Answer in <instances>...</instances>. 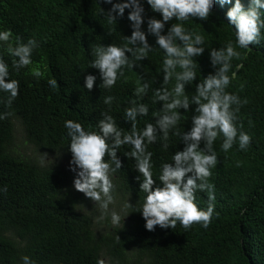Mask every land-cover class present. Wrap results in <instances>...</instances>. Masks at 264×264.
Returning <instances> with one entry per match:
<instances>
[{"label":"trees","instance_id":"obj_1","mask_svg":"<svg viewBox=\"0 0 264 264\" xmlns=\"http://www.w3.org/2000/svg\"><path fill=\"white\" fill-rule=\"evenodd\" d=\"M123 2L126 0H113ZM140 3L145 20L141 30L147 35V20L162 17L152 11L146 0ZM234 3L232 0L222 7L215 0L206 20L173 19L165 24L162 34H167L172 23H183L186 30L204 37V53L193 58L198 65L197 80L185 86L189 96L199 80L215 72L210 50L233 43L240 58L231 61V82L226 91L241 101L247 100L240 106L235 123L238 130L251 137V142L240 150L237 140L224 152L223 137L214 141L218 164L208 179L214 185L215 200L207 228L193 224L185 230L177 222L175 228L157 226L150 232L139 212L145 195L139 188L142 177L137 179L140 174L134 168L135 162L124 155L129 146H122L117 152L122 168L110 173V179L112 194L136 207L125 208L126 219L104 231H95L90 216L82 212L90 199L74 189V172L60 163L43 165L34 157H22L9 147L13 142V120L18 121L25 141L35 150L69 160L66 120L82 124L85 130H98L101 113L107 112L119 127L129 130L131 125L125 122L124 109L131 99H136L133 93L142 82L141 77L151 85L139 101L148 105L149 115L138 117L137 126L143 129L146 122L155 124L151 113L159 111L162 102H153V90L163 83L164 59L155 37L147 35L153 51L138 62L140 67L125 68L124 76L111 89L100 88L99 71L91 68L92 46L124 45L123 37L131 36L128 9L116 23L109 24L100 9L106 14L111 4L103 0H0V31L10 30L13 41L16 37L24 43L33 39L38 45L33 50L32 63L17 70L12 67L15 58L7 52V44L0 42V59L9 66V78L19 81V94L11 107L5 103L9 94L0 91V114L11 113L0 120V264H22L23 256L35 264H97L98 260L104 264H264V29L261 42L248 46L252 51L239 48L235 29L226 19V12ZM241 3L247 8L250 0ZM261 11L264 13V9ZM238 64L243 65L239 70ZM89 74L96 76L91 91L84 87V77ZM51 79L57 87L50 86ZM174 83L171 81L168 87ZM107 96L115 97L111 105L103 103ZM194 109L195 105L187 112L179 109L181 131L191 129ZM169 145L167 151L159 140L148 145V151L153 153V188L162 187L158 180L161 164L171 163L172 155L184 147L171 132ZM200 147H204L203 142ZM108 159L106 156L105 161ZM195 202L206 210L207 192L197 191Z\"/></svg>","mask_w":264,"mask_h":264},{"label":"clouds","instance_id":"obj_2","mask_svg":"<svg viewBox=\"0 0 264 264\" xmlns=\"http://www.w3.org/2000/svg\"><path fill=\"white\" fill-rule=\"evenodd\" d=\"M103 2L111 4L106 14L100 9L101 15L106 17L109 24L116 23L117 18L123 17L125 10H129L127 19L131 25V36L123 37V46H92L91 55L94 59L91 68L99 71L102 81L100 88L111 89L118 78L124 76L125 68L140 67L138 62L146 59L148 53L153 51L147 40V35H152L156 45L164 53L163 83L160 88L153 90V102H162V107L151 113L155 124L146 122L143 129L138 128V117L149 115L148 105L139 101L147 95L151 86L141 77L142 82L137 84L133 93L136 99H131L129 106L124 109L125 122L131 125L129 130L119 127L115 118L107 112L101 113L102 119L96 124L98 130H85L82 124L66 120L64 127L70 141L68 150L71 153L69 170L75 173L73 187L86 198L101 202L100 207L107 210L109 204L114 202L110 173L122 168L117 152L127 145L130 150L124 155L135 162L134 168L140 174L137 179L142 177L139 188L145 195L139 212L145 220L146 230L151 232L157 226L161 229H172L177 222L185 230L193 224H201L207 228L214 212L215 200L214 185L208 179L212 175L211 169L218 164L213 150L214 141L218 136L223 137L221 149L224 152L231 149L237 140L240 150L246 149L251 142V137L238 130L235 123L240 106L246 104L247 100L241 101L237 95L226 91L231 82L228 75L232 67L231 61L233 58L239 59L240 53L231 41L224 47L211 49L209 58L215 72L199 80L195 85V92L189 96L185 92V86L197 80L198 65L193 58L204 53V37L186 30L183 23H172L167 34L162 33L165 24L173 19L179 22L187 21L189 17L206 20L215 0H146L152 11L162 17V20H147V35L141 30L145 20L140 0ZM219 3L223 7L232 3V0H219ZM262 9L264 3L261 0H250L247 8L241 0H235L234 5L226 12L228 24L235 29V43L239 48L252 51L248 46L261 42V29H264ZM12 36L10 30L0 31V42L7 44V52L15 58L12 67L19 70L32 63V53L38 45L33 39L24 43L20 37H16L13 41ZM242 67V64L236 66L237 70ZM36 75L40 73L37 72ZM235 75L236 72H233L232 77ZM173 80L175 83L169 88L168 85ZM95 81L96 76L86 75L85 89L91 91ZM48 83L52 87L58 86L54 79ZM0 91L9 94L5 103L7 107H11L19 94V81L9 78V66L3 59H0ZM114 99L113 96H107L103 103L111 105ZM191 105H195L194 115L191 117L192 127L188 132H183L178 127L182 119L179 109L187 112ZM9 115L11 113L0 114V120ZM170 132L180 138L184 147L182 151H176L172 155L171 163L161 164L158 180L162 187L153 188V153L148 151V145L159 140L162 149L167 151L170 147ZM202 142L203 148L200 147ZM106 156L109 158L107 162ZM42 158L47 159V154H42ZM197 191L207 192L206 210H201L195 202ZM125 207L134 209L136 206L133 208L126 202ZM111 222L119 225L120 215L112 212ZM21 260L22 264H35L28 256H23ZM97 264H104V261L98 260Z\"/></svg>","mask_w":264,"mask_h":264},{"label":"rangeland","instance_id":"obj_3","mask_svg":"<svg viewBox=\"0 0 264 264\" xmlns=\"http://www.w3.org/2000/svg\"><path fill=\"white\" fill-rule=\"evenodd\" d=\"M13 126V142L12 145L9 147L11 151L15 154H18L22 157L31 158L41 163L43 165L49 163H60V166L69 170V162L70 160L67 158H63L59 155H52L50 153H40L31 145H29L22 134L21 128L17 120L12 121ZM42 154H47V159L42 158ZM78 171V170H77ZM114 198V202L110 203L108 209L105 210L100 207L101 202H94L91 199L87 202L88 205H84L82 207V212L86 215L90 216L93 223L95 224V231H104L105 228L108 226H113L111 222V213L116 212L121 217V221L126 219L127 212L126 207L123 201L116 197V195L112 194Z\"/></svg>","mask_w":264,"mask_h":264}]
</instances>
